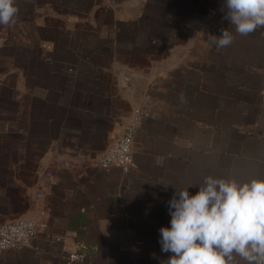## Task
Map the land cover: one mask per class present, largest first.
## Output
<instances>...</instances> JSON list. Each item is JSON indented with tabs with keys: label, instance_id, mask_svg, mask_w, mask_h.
<instances>
[{
	"label": "crops",
	"instance_id": "crops-1",
	"mask_svg": "<svg viewBox=\"0 0 264 264\" xmlns=\"http://www.w3.org/2000/svg\"><path fill=\"white\" fill-rule=\"evenodd\" d=\"M15 3L0 25V225L40 226L0 264H162L175 189L264 178V29L235 33L223 0ZM228 27L230 45L210 43ZM136 120L132 169L101 168Z\"/></svg>",
	"mask_w": 264,
	"mask_h": 264
},
{
	"label": "clouds",
	"instance_id": "clouds-1",
	"mask_svg": "<svg viewBox=\"0 0 264 264\" xmlns=\"http://www.w3.org/2000/svg\"><path fill=\"white\" fill-rule=\"evenodd\" d=\"M223 12L237 34L264 29V0H223ZM17 14L15 0H0V25L14 24ZM208 36L217 48L234 40L229 27ZM167 206L170 221L159 228V243L171 255L162 264H264V178L210 174L175 189Z\"/></svg>",
	"mask_w": 264,
	"mask_h": 264
},
{
	"label": "built area",
	"instance_id": "built-area-1",
	"mask_svg": "<svg viewBox=\"0 0 264 264\" xmlns=\"http://www.w3.org/2000/svg\"><path fill=\"white\" fill-rule=\"evenodd\" d=\"M138 120L126 126L122 137L107 148L99 160L101 168L107 169L116 166L123 173H128L132 169L134 166L131 151L132 139ZM47 177L50 184H55L54 175L47 173ZM41 190L44 191L45 188L43 187ZM39 226L38 223L30 220H20L0 225V253L8 249H23L30 246ZM68 260L70 262L81 261L82 255L70 254Z\"/></svg>",
	"mask_w": 264,
	"mask_h": 264
}]
</instances>
